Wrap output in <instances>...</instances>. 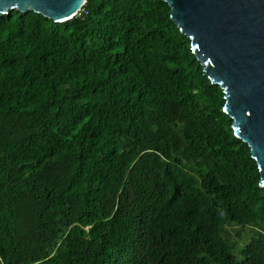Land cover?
I'll use <instances>...</instances> for the list:
<instances>
[{
    "label": "trees",
    "instance_id": "16d2710c",
    "mask_svg": "<svg viewBox=\"0 0 264 264\" xmlns=\"http://www.w3.org/2000/svg\"><path fill=\"white\" fill-rule=\"evenodd\" d=\"M170 9L0 13V264H264L257 162Z\"/></svg>",
    "mask_w": 264,
    "mask_h": 264
},
{
    "label": "water",
    "instance_id": "95a60500",
    "mask_svg": "<svg viewBox=\"0 0 264 264\" xmlns=\"http://www.w3.org/2000/svg\"><path fill=\"white\" fill-rule=\"evenodd\" d=\"M205 75L224 92L234 135L250 147L264 186V0H165ZM86 0H0V13L34 11L63 22Z\"/></svg>",
    "mask_w": 264,
    "mask_h": 264
},
{
    "label": "rangeland",
    "instance_id": "374dc122",
    "mask_svg": "<svg viewBox=\"0 0 264 264\" xmlns=\"http://www.w3.org/2000/svg\"><path fill=\"white\" fill-rule=\"evenodd\" d=\"M254 230L255 228L253 226H248L245 228H240L238 226L227 227V233H229L232 238L239 243V245L247 243Z\"/></svg>",
    "mask_w": 264,
    "mask_h": 264
}]
</instances>
